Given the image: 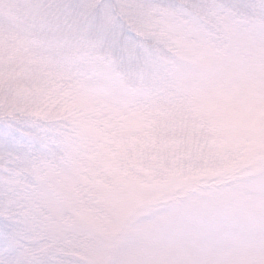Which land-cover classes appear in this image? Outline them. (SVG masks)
<instances>
[{
    "label": "snow or ice",
    "instance_id": "6c2138e0",
    "mask_svg": "<svg viewBox=\"0 0 264 264\" xmlns=\"http://www.w3.org/2000/svg\"><path fill=\"white\" fill-rule=\"evenodd\" d=\"M0 264H264V0H0Z\"/></svg>",
    "mask_w": 264,
    "mask_h": 264
}]
</instances>
